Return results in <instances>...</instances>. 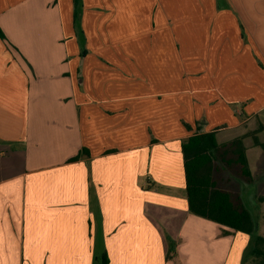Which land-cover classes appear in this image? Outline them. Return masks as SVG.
I'll use <instances>...</instances> for the list:
<instances>
[{"label": "crops", "instance_id": "0c3cea01", "mask_svg": "<svg viewBox=\"0 0 264 264\" xmlns=\"http://www.w3.org/2000/svg\"><path fill=\"white\" fill-rule=\"evenodd\" d=\"M107 1L0 0V264H243L182 143L241 138L252 179L236 149L210 175L264 218V0Z\"/></svg>", "mask_w": 264, "mask_h": 264}, {"label": "trees", "instance_id": "16d2710c", "mask_svg": "<svg viewBox=\"0 0 264 264\" xmlns=\"http://www.w3.org/2000/svg\"><path fill=\"white\" fill-rule=\"evenodd\" d=\"M78 4L79 0H75V5L78 6ZM76 16L77 12H75V18ZM0 36L5 37L1 29ZM229 149H236L237 158L235 162L240 165L241 177L245 181L251 180L252 173L241 138L222 145L217 141L216 131L197 132L182 143L189 210L196 215L236 230L252 233L253 239L247 247L243 264H245L249 254L259 258L258 261L254 260L250 264H264V234L259 232V225L242 202L239 191L237 190L234 195L232 192L221 189L218 182L210 175V165L216 164L218 158L225 160ZM78 157L79 155L73 159ZM235 162L224 161L231 168ZM176 253V242L169 239L167 258H173Z\"/></svg>", "mask_w": 264, "mask_h": 264}, {"label": "rangeland", "instance_id": "374dc122", "mask_svg": "<svg viewBox=\"0 0 264 264\" xmlns=\"http://www.w3.org/2000/svg\"><path fill=\"white\" fill-rule=\"evenodd\" d=\"M103 2H102V0H98V2H97V4H102ZM107 8H109V0L107 1ZM143 16V14L142 13H138V12H133V11H130V17H129V21H132V20H135V19H137V17H142ZM144 21H147V22H152L153 21V19H154V14H153V12H151L150 13V15H149V13L148 12H146L145 14H144ZM77 26H78V28H79V25H78V19H77ZM76 29L77 30V32L78 31H80L79 29ZM132 30V29H131ZM130 29H129V31H131ZM148 31V30H147ZM131 34H132V32H131ZM130 34V35H131ZM152 34V31H149V32H147V35H151ZM227 134H228V137H232L233 135H234V133L232 132V131H227ZM227 157H229V156H227ZM244 190V196H245V200H246V205H247V207L248 208H250L255 214H257L258 215V207H259V205H260V201L258 200V199H255V195H254V186L253 185H247L246 186V188L244 189H242V191ZM256 220V222L258 223V225H259V232L261 233V234H264V218H261V219H255ZM258 232V233H259ZM169 242V241H168ZM178 252H179V250H178ZM176 253V255H178L179 253ZM171 253V252H170ZM175 256V255H174ZM174 256H173V258H174ZM171 259V258H170ZM258 257H256L255 258V256H251L250 254L247 256V260L245 261V264H250V263H252V262H254V260H256V261H258Z\"/></svg>", "mask_w": 264, "mask_h": 264}]
</instances>
